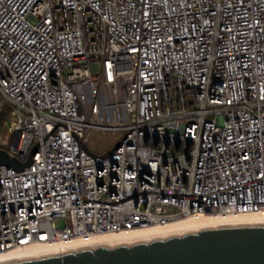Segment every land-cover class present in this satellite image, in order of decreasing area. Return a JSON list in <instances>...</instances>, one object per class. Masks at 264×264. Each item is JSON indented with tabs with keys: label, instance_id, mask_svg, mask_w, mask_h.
<instances>
[{
	"label": "built area",
	"instance_id": "1",
	"mask_svg": "<svg viewBox=\"0 0 264 264\" xmlns=\"http://www.w3.org/2000/svg\"><path fill=\"white\" fill-rule=\"evenodd\" d=\"M5 107L23 161L58 122L86 144L134 129L94 158L58 124L0 166V253L235 225L264 211V0H0Z\"/></svg>",
	"mask_w": 264,
	"mask_h": 264
},
{
	"label": "water",
	"instance_id": "2",
	"mask_svg": "<svg viewBox=\"0 0 264 264\" xmlns=\"http://www.w3.org/2000/svg\"><path fill=\"white\" fill-rule=\"evenodd\" d=\"M3 115L4 110L0 109V123ZM58 124H64L69 129L65 123L58 122L45 137L32 146L24 161L0 147V166L16 171L29 168L37 148ZM132 129L134 128L102 155L90 151L78 134L69 130L83 149L96 158L111 155ZM0 264H264V224L208 227L147 241L85 247Z\"/></svg>",
	"mask_w": 264,
	"mask_h": 264
},
{
	"label": "bare ground",
	"instance_id": "3",
	"mask_svg": "<svg viewBox=\"0 0 264 264\" xmlns=\"http://www.w3.org/2000/svg\"><path fill=\"white\" fill-rule=\"evenodd\" d=\"M243 224H264V211L245 215L238 222L235 223V225ZM212 226L218 225L214 222V219L211 217H206L201 221H195L191 218H184L176 220L161 227H151L142 230L101 234L95 237V244L97 246L117 245L122 243H133L136 241H147L154 238H162L171 235L183 234L186 232L196 231ZM68 249L74 248L70 247ZM48 253L50 252L38 246H30L23 249H11L0 253V263L11 260L42 256Z\"/></svg>",
	"mask_w": 264,
	"mask_h": 264
},
{
	"label": "rangeland",
	"instance_id": "4",
	"mask_svg": "<svg viewBox=\"0 0 264 264\" xmlns=\"http://www.w3.org/2000/svg\"><path fill=\"white\" fill-rule=\"evenodd\" d=\"M3 122L0 125V147L7 149L8 144L12 142V134L10 127L15 120L9 109L6 110L3 115ZM124 135L122 131L102 133L97 130H93L88 137V147L97 154H104L111 149Z\"/></svg>",
	"mask_w": 264,
	"mask_h": 264
},
{
	"label": "trees",
	"instance_id": "5",
	"mask_svg": "<svg viewBox=\"0 0 264 264\" xmlns=\"http://www.w3.org/2000/svg\"><path fill=\"white\" fill-rule=\"evenodd\" d=\"M8 108H4V114H5V112H6V110H7ZM4 117V116H3ZM2 122H3V118H2V120H1V123H0V125L2 124Z\"/></svg>",
	"mask_w": 264,
	"mask_h": 264
}]
</instances>
